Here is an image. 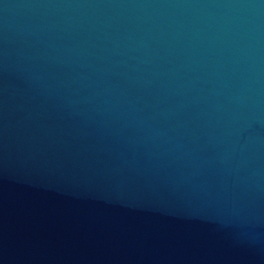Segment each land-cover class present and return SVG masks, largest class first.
Listing matches in <instances>:
<instances>
[{
	"label": "water",
	"instance_id": "95a60500",
	"mask_svg": "<svg viewBox=\"0 0 264 264\" xmlns=\"http://www.w3.org/2000/svg\"><path fill=\"white\" fill-rule=\"evenodd\" d=\"M0 264H264V0H0Z\"/></svg>",
	"mask_w": 264,
	"mask_h": 264
}]
</instances>
